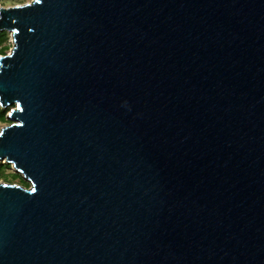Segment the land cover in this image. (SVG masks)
Wrapping results in <instances>:
<instances>
[{"label":"water","instance_id":"1","mask_svg":"<svg viewBox=\"0 0 264 264\" xmlns=\"http://www.w3.org/2000/svg\"><path fill=\"white\" fill-rule=\"evenodd\" d=\"M3 8L0 264H264V0Z\"/></svg>","mask_w":264,"mask_h":264},{"label":"rangeland","instance_id":"2","mask_svg":"<svg viewBox=\"0 0 264 264\" xmlns=\"http://www.w3.org/2000/svg\"><path fill=\"white\" fill-rule=\"evenodd\" d=\"M30 1L31 0H8L7 7L14 6L17 4H23ZM0 7H4V6L0 5ZM4 32H5V40L0 43V55L8 53L12 46V38L10 36V32L6 30H4ZM0 109L5 111V120L3 121L0 120V129H1L3 126H6L10 123L7 116L10 106L7 107L0 106ZM6 164L7 163L4 160H0V166L1 165L5 166ZM0 183H11V184H17L28 187V183L10 165H8V167L5 166L3 168H0Z\"/></svg>","mask_w":264,"mask_h":264},{"label":"trees","instance_id":"3","mask_svg":"<svg viewBox=\"0 0 264 264\" xmlns=\"http://www.w3.org/2000/svg\"><path fill=\"white\" fill-rule=\"evenodd\" d=\"M5 40V32L0 31V43ZM2 51V50H1ZM0 120L3 121L5 120V111L0 109ZM9 164H6L5 166L8 167ZM3 165L0 166V168L5 167Z\"/></svg>","mask_w":264,"mask_h":264},{"label":"snow or ice","instance_id":"4","mask_svg":"<svg viewBox=\"0 0 264 264\" xmlns=\"http://www.w3.org/2000/svg\"><path fill=\"white\" fill-rule=\"evenodd\" d=\"M44 2L45 0H36L37 4L43 5ZM0 5H3L4 6L3 10L7 11L8 0H0ZM29 31H32V29H29Z\"/></svg>","mask_w":264,"mask_h":264}]
</instances>
